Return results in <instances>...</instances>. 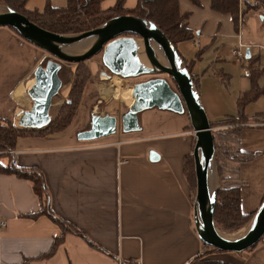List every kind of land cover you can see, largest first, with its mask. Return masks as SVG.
<instances>
[{"label":"crops","instance_id":"0c3cea01","mask_svg":"<svg viewBox=\"0 0 264 264\" xmlns=\"http://www.w3.org/2000/svg\"><path fill=\"white\" fill-rule=\"evenodd\" d=\"M256 1L260 0L251 2ZM189 2L180 0V10L183 14L190 13L187 23L194 38L175 47L217 131L215 123L224 116L216 115L221 113L210 106L206 95L203 99L202 93L209 81L205 77L218 70L222 59L218 52L223 46L221 40L227 37L214 35L213 29L217 26V17L223 16H212L211 28L200 31L192 27L190 16L202 5L211 7V1L202 0L201 7L191 2L193 6H190ZM243 2L240 0V13ZM48 5L64 9L68 0H27V9L31 11H43ZM118 5L133 10L138 0H102L100 4L104 11ZM187 8L193 10L185 12ZM241 22L242 14L238 33ZM237 50L244 53L243 60L250 50L247 60L255 61L257 55L252 51H264V46L248 45L239 36L234 52ZM206 54L213 56L208 65H204ZM47 55L11 29L0 27V118L7 119L16 109L30 110L28 87ZM96 61L95 68L93 60L89 64L93 77L96 74L102 81L110 82L105 87L101 80L99 84L95 82L94 77L106 112H91L94 96L85 95L67 130L45 137L20 138L14 151L3 157L6 166L15 164L19 169L42 173L54 218L28 217L40 210L32 183L16 175H0V223L6 224L4 228L0 226V264H188L203 253L204 245L194 221L192 185L186 175V158L193 155L195 146L188 114L153 108L139 115L140 132L124 134L119 130L100 140L80 141L78 135L90 130L94 115L115 116L129 108L112 94L103 95L116 81L122 83V88H129L128 81L107 72L102 57ZM255 67L263 69L259 60ZM224 79L229 83L226 76ZM259 83L264 86V77ZM250 88L251 82H244L234 98L233 115L227 117L237 115L238 99ZM111 105L115 106L113 112H109ZM245 115L250 122L241 133L239 149L244 153L263 154L264 126L255 127L253 122L264 116V96L249 104ZM119 142L122 143L118 145ZM215 166L213 193L222 186L216 163ZM236 166L238 178L229 185L241 188L242 212L256 215L264 202V155ZM60 222L82 235L67 231ZM62 236V242L54 248L56 238ZM208 258L229 264H264V240L250 251L219 253Z\"/></svg>","mask_w":264,"mask_h":264},{"label":"water","instance_id":"95a60500","mask_svg":"<svg viewBox=\"0 0 264 264\" xmlns=\"http://www.w3.org/2000/svg\"><path fill=\"white\" fill-rule=\"evenodd\" d=\"M0 27L15 30L24 40L46 52L50 57L35 73L28 96L30 110L16 109L7 120L23 130L42 129L50 116L63 88L60 74L64 64L87 63L97 55L102 56L106 71L124 80L154 77L137 83L132 88L135 104L124 114L94 115L90 130L78 135L80 141L91 142L115 135L141 131L139 115L159 108L178 115L188 114L195 139L193 157L196 187L194 221L197 233L205 245L221 252L243 253L257 246L264 238V202L250 223L248 232L240 237L221 235L214 221L217 192L210 187L212 161L216 163L214 131L189 70L177 52L175 45L154 23L135 16H118L101 27L75 35H61L47 31L27 16L8 8L0 13ZM95 39L94 44L82 54H68L64 47L82 44ZM141 42L148 66L138 59ZM156 51L168 66L158 60ZM246 58H250L247 50ZM184 66V67H183ZM104 75H107L105 72Z\"/></svg>","mask_w":264,"mask_h":264},{"label":"trees","instance_id":"16d2710c","mask_svg":"<svg viewBox=\"0 0 264 264\" xmlns=\"http://www.w3.org/2000/svg\"><path fill=\"white\" fill-rule=\"evenodd\" d=\"M7 4L9 8L27 16L39 27L52 33L61 35H75L97 29L108 21L118 16H135L146 19L154 23L162 30L169 40L177 46L179 43L189 41L194 38L193 31L188 26V14H183L180 10V0H138V5L133 10H125L121 5L114 9L104 11L101 9L102 0H68L67 8H54L48 5L43 11L28 10L27 0H0ZM194 6L201 7L202 0H188ZM211 8L218 13H225L235 16L240 20L248 11L264 9V0L251 2L243 0V8L240 13V0H210ZM10 29V28H9ZM18 36H20L15 30ZM21 37V36H20ZM22 38V37H21ZM248 78L251 82L250 90L243 92L237 102V115L228 116L216 122L219 128L214 132L216 146V165L219 177L224 183L217 191L214 221L219 230L226 232H236L251 222L255 213L244 214L241 209L242 193L240 186L225 185L228 181L238 178V163L252 161L263 154L244 153L239 149L241 133L246 128L245 125L250 119L245 115L246 107L264 96V86L259 80L264 77V68H256V62L249 60ZM258 69V70H256ZM90 67L86 63H81L77 69V77L72 85L70 99L60 111L58 117L46 128L39 130H23L7 119L0 118V175H16L32 183L34 193L40 201V210L30 218H37L48 215L54 218L49 206V194L42 173L38 170H24L16 167L15 164L6 166L2 160L8 153L14 151L17 141L23 137H45L61 133L67 130L73 123L81 98L90 81ZM264 118V116H263ZM224 139V141H222ZM236 151L232 156L231 150ZM231 177H227L226 174ZM186 175L192 185L193 195L196 187L195 162L193 155L186 158ZM60 225L69 232L82 235L71 226L60 222ZM63 240V236L56 238L54 248ZM264 238L262 239V241ZM261 241V242H262ZM204 245L203 253L188 264H229L223 261L209 259L214 254L221 252L213 247ZM258 246V245H257ZM254 248L250 249L253 250ZM248 250V251H250Z\"/></svg>","mask_w":264,"mask_h":264},{"label":"rangeland","instance_id":"374dc122","mask_svg":"<svg viewBox=\"0 0 264 264\" xmlns=\"http://www.w3.org/2000/svg\"><path fill=\"white\" fill-rule=\"evenodd\" d=\"M189 4L190 6H193L191 5L190 2ZM8 8L9 7L7 6L5 2L0 1V11L5 12L7 11ZM192 10L193 9L187 8L185 12H189ZM215 12L216 11L213 12L211 7L207 5L205 6L202 5L201 8L197 9L196 13L192 11L193 14H191L190 16V22H191L192 27H198L200 31H202L203 29L208 30L211 28L212 16L215 18L217 17V14H220L219 16H223V17H217V21H218L216 23L217 26H215V28L213 29L214 35H220L222 37L223 36L227 37L226 39L221 40V43L223 46L220 47V50L218 52L221 55L222 59H221V62H219L220 66L218 70L217 69L215 70L216 73L211 70L212 71V73L210 72L211 75H207L205 77L206 78L205 80L209 79V81L213 83L209 81H208V84L204 83L205 88L202 94L204 95L203 99L205 100V95H206V98H207L206 101H208L210 106L213 107L214 110H216L217 112L221 113V114H216V115L218 117L224 116L223 118H226L227 115H233L231 114V111L235 105L233 104L234 98L236 94L239 93V90L242 89V85L244 84V82L250 83V80L246 77V75L248 76L250 72L249 60L246 59V60H242L239 62L237 60H234L231 54L238 47V37L239 36H241V39L244 41V43H248V45L264 46V9L246 12L244 17L242 18L241 31H239V33H238L239 26H238L237 18L235 16H232L230 14L218 13V12L215 13ZM187 14L190 15V13H187ZM206 14L209 15V17H206L205 16ZM252 52L257 55L256 57L257 60H259L261 67L264 68V51L253 50ZM101 57H102L101 55H97L93 59H91L94 62V68H95V63L97 62L96 60H100ZM193 59L194 57L190 60V62H192ZM212 59H213V56L210 57L208 54H206L204 58V65H208L209 63H211ZM48 60H50V57H47V59L44 62V65L47 63ZM91 60L87 62L86 64L89 65ZM78 66L79 65H76V64H64L63 70L60 74V77L63 81V88L59 96L55 98V101H54V108L56 109L57 114L54 117V119H52L42 129L46 128L48 125H50L55 120V118L58 117L60 111L62 110L64 105L67 103V101L70 99V92H71L72 85L74 84L75 79L77 77ZM210 67H213V64H211ZM208 68L209 67H207L206 70ZM101 69L104 70L103 68ZM90 72H91L90 73L91 78L81 98L80 105L83 101L84 96L89 94L88 98H91L92 96H94V99L91 101L89 110L91 112H95L96 114L104 113L106 112L105 105L100 103V101H104V100L101 97V93L99 92L97 84L94 83V77H95V82L97 83L102 78L97 77L96 74L93 77L91 70ZM223 74L227 77V79L229 80V83L224 79L225 76ZM151 78H154V77L150 76V77L126 79L128 81V86H129L127 90L128 89L132 90L135 84L140 83L147 79H151ZM101 82L104 83L105 87L110 85L109 81L101 80ZM27 97H28V100H30L28 94H27ZM30 103H31V106L27 105V107L31 109L32 108L31 100H30ZM80 105L78 109L80 108ZM114 107L115 106L111 105L109 108V112H113ZM128 109H129L128 107L124 108V111H128ZM117 115H122V114H117ZM223 118H220V119H223ZM253 125L255 127L264 126V118L256 122H253ZM222 141H224V139H222ZM231 153H232L231 154L232 156L236 155V151L235 150L233 151V149L231 150ZM213 164H214V167H216L215 162H213ZM229 174L227 173L226 176L231 177ZM229 184L230 182L228 181L225 185H229ZM223 185L224 183L222 182V186ZM196 193H197V188H195V193H194V204H195ZM250 223L251 222L247 223L243 228H241L239 231H236V232H226L222 230L220 231L223 234L227 235V237H234V238L239 237V236L244 235L243 232L245 231L246 228L249 227Z\"/></svg>","mask_w":264,"mask_h":264},{"label":"bare ground","instance_id":"6f19581e","mask_svg":"<svg viewBox=\"0 0 264 264\" xmlns=\"http://www.w3.org/2000/svg\"><path fill=\"white\" fill-rule=\"evenodd\" d=\"M2 11H0L1 13ZM95 42V39H89L86 40L85 42H83L82 44H79L77 46H72V47H64L63 51L68 53V54H82L84 52H86ZM139 45V54H138V59L140 60V62L144 65V66H148V63L146 61L145 55H144V49H143V45L141 42H138ZM156 54L158 56V60H160V62H162V64L167 65V63L163 60V58H161V54L159 53V51H156ZM124 84V83H123ZM32 83L29 85L28 90L31 88ZM112 86V85H111ZM122 83H120L119 81H116L115 83H113V86L107 91V93H103V95L105 97H107L109 94L111 96V94L118 99L122 100L123 102H125L129 107L130 105L133 106L135 104V100L134 98L131 96V92L129 89H125L122 88ZM57 111L56 109L53 107L50 116L48 118V121L46 124H48L52 119H54V117L56 116ZM56 119V118H55ZM211 169H214V164L213 161L211 163ZM210 187H211V191L213 192V184H212V179L214 176V173L212 170H210ZM218 181V180H217ZM218 183V182H217ZM251 225H249L248 228L245 229V231L243 232L244 234H246L249 230ZM221 235L224 237H227V235L223 234L221 232ZM240 237V236H239ZM227 238H234V237H227Z\"/></svg>","mask_w":264,"mask_h":264},{"label":"built area","instance_id":"2783aa9c","mask_svg":"<svg viewBox=\"0 0 264 264\" xmlns=\"http://www.w3.org/2000/svg\"><path fill=\"white\" fill-rule=\"evenodd\" d=\"M241 1H243V0H241ZM250 1H254V0H250ZM233 57L237 60V61H242L244 58H245V55H244V53L241 51V50H237L236 52H234V54H233ZM122 142H119L118 143V145H120ZM0 226L2 227V228H4V227H6V224L5 223H3V222H1L0 223Z\"/></svg>","mask_w":264,"mask_h":264}]
</instances>
